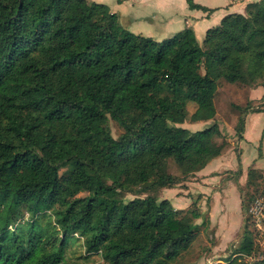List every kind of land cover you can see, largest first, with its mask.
<instances>
[{
    "label": "trees",
    "instance_id": "1",
    "mask_svg": "<svg viewBox=\"0 0 264 264\" xmlns=\"http://www.w3.org/2000/svg\"><path fill=\"white\" fill-rule=\"evenodd\" d=\"M222 83L264 88V0L224 17L202 45L192 30L163 42L132 34L87 0H0V264H62L79 240L105 264H175L202 214L124 195L173 189L221 155ZM251 105L233 106L239 138L245 116L264 111V100ZM263 176L248 171L241 236L221 264L257 253L247 211Z\"/></svg>",
    "mask_w": 264,
    "mask_h": 264
},
{
    "label": "crops",
    "instance_id": "2",
    "mask_svg": "<svg viewBox=\"0 0 264 264\" xmlns=\"http://www.w3.org/2000/svg\"><path fill=\"white\" fill-rule=\"evenodd\" d=\"M87 1L106 5L117 15L120 25L132 34L163 42L185 30H192L197 42L202 45L207 32L217 27L224 17L244 14L248 4L259 0ZM190 2L201 9L190 7ZM226 85L228 88L237 87L234 84ZM244 100L252 105L260 104L264 100V88H247L244 90ZM190 104L187 105V112ZM237 119L238 116L235 117L232 129L225 122L218 123L221 133L226 136L227 145L219 157L195 173V182L188 184L191 195L200 196L199 212L208 214L210 238L216 249H226L238 243L244 220L242 189L245 188L248 171L255 169L264 174V111L248 113L245 116L240 138L234 131ZM229 173L232 174V179L227 178ZM242 185L244 187L241 189ZM179 191L182 192L178 193H183L182 189ZM184 195L165 199L170 201L175 209L187 210L189 208L179 206L182 203L187 205V201L191 200L189 197H183ZM178 200L179 203H176ZM204 231L200 232V236ZM223 261L224 259H219L216 264Z\"/></svg>",
    "mask_w": 264,
    "mask_h": 264
},
{
    "label": "rangeland",
    "instance_id": "3",
    "mask_svg": "<svg viewBox=\"0 0 264 264\" xmlns=\"http://www.w3.org/2000/svg\"><path fill=\"white\" fill-rule=\"evenodd\" d=\"M244 90H247V88L238 87V86L228 88L225 83H222L220 85L219 91L216 94V97L214 100L216 113L218 116L216 117L215 121H217L218 123L225 122L230 129L233 128V125L235 123V117L238 116L239 114L237 110H234L233 106H236L235 104H237L243 108L246 106V103L248 102L244 100ZM251 106L253 108L260 107L259 104L251 105ZM195 108H196V105L191 103L188 108L189 109L188 114L189 115L192 114ZM212 123L213 121L200 122L196 124L186 122L181 127L189 129L190 131H198V130L204 129L205 127L211 125ZM108 128L111 132V135L114 138H117L118 135L121 134V129L117 126L116 123L112 121H109ZM170 172L174 175L180 176V171L174 163L170 164ZM195 178H196L195 175L187 177V179L184 182L180 183L178 186L173 188L171 191L165 190V189H159L156 191H150V192L139 194V195L127 193L124 195L125 201H130L137 197L144 198L146 196H155L159 200L165 199V198L174 199V197H178V196L185 194L183 197H186V198L189 197L191 198V200L187 201V205L182 203L179 206L182 208H186V209L189 208L187 210L196 209L199 211L198 206L200 203V196L193 197L191 195V191H189L188 189V186H189L188 184L195 182ZM227 178L232 179L233 178L232 174L229 173ZM256 184L259 186V190L264 191V176L262 180H258ZM243 187L244 186L242 185L241 189ZM180 189L183 190V193H178V192H182V191H179ZM244 189L245 188H243L242 190ZM176 203H179V200L176 201ZM206 204H207L206 206H208V203ZM201 214L205 220V223L202 224L200 227L201 231L205 230L203 232V235L201 234L200 236V233H199V236L197 237V239L195 240V242L193 243L189 251L185 253L181 258H179V260H177L175 264H200V262L202 263V261L204 262V264H207L208 261H211L212 263L216 264L217 260L219 259L227 260V258L233 253L236 245L228 246V248L226 249L214 248L215 245L213 244V240L210 238L211 231L209 230L210 223L208 220V214L202 213V212ZM202 221L203 220H197L196 223L201 224ZM62 264H105V263L97 255H91L85 258V253L83 251V248L81 247V240H79L78 242L74 244L73 242L70 243L69 250L66 256V260ZM218 264H221V263H218Z\"/></svg>",
    "mask_w": 264,
    "mask_h": 264
},
{
    "label": "built area",
    "instance_id": "4",
    "mask_svg": "<svg viewBox=\"0 0 264 264\" xmlns=\"http://www.w3.org/2000/svg\"><path fill=\"white\" fill-rule=\"evenodd\" d=\"M248 216L251 218L255 236L254 241L257 246V253L251 257H246L245 260L249 264L264 261V196H256L249 204ZM207 264H215L208 261Z\"/></svg>",
    "mask_w": 264,
    "mask_h": 264
}]
</instances>
